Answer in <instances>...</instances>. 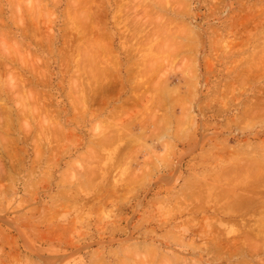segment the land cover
I'll return each mask as SVG.
<instances>
[{
    "label": "rangeland",
    "instance_id": "obj_1",
    "mask_svg": "<svg viewBox=\"0 0 264 264\" xmlns=\"http://www.w3.org/2000/svg\"><path fill=\"white\" fill-rule=\"evenodd\" d=\"M77 1L0 0V127L5 129L2 130V128H0V137L2 136L0 138V264H96L98 260L101 261H99L101 264H120L118 259H121V261L123 260L122 264H147V262L148 264H162V262L163 264H167L168 261V264H238L241 262V260H244L243 262L249 261L250 263L257 264L256 262H258V260L264 258V251H260L258 254L254 255L252 250L245 247L243 244L237 243V241L234 239H226L227 237H232L228 234L226 225H228V228L231 225L235 227V225L238 223L236 220H241L240 217H242V214L245 213L242 212V214H239L238 216V213H241L242 208L240 209L241 211L238 212V208L234 209L236 206L233 208L234 210L230 208V212H228V210H226L228 209L226 205L230 206V203L228 204V202H233V199L236 196L235 193L239 194L240 192H243L242 195L245 196L246 192V198L248 199L245 200L243 196L240 198L247 201V204L252 203L250 202L252 198L254 200L257 198V200H259L260 196H255V192L252 193L249 190V192L252 193L250 194L245 186V189L241 187V185H243L240 181L241 177H235L234 179L239 178L238 183L235 180L236 186H232V184H234V179L230 178L231 176L229 174V176H227V173L223 176L220 175L224 174L220 173V171L230 164V161L233 158L230 156V154L228 156V153L232 152L233 150V152L236 151L237 153L238 149L242 147L243 150L244 146L246 147L248 144V147H246L247 150L252 149L250 153H246L248 156H250L249 154H257L260 151H264V119L262 118L261 120L259 117L260 119L258 118V121L260 122L257 123V116L253 113L256 118L253 119V121L255 120L254 123L252 121L250 124L251 119L249 120L248 118L251 117L250 114L247 119L246 116H243L244 118L241 117V113L243 112L241 111V108L246 106L243 105L244 103L247 104L249 100H253V98L256 99L255 96H260L264 99V72L260 71H264V65H262L264 64V58L262 59L263 61L261 60L262 64L260 62L261 67L259 65L260 58H256L258 66L257 64L255 66L257 67H253V64H245V66L241 65L242 62L247 61L246 57H249L248 55H251L253 52L257 53V51L260 49L258 51L259 56L261 55V50L264 49V0H171L172 2L170 0H156L157 3L154 2L155 0H141V2L138 3L136 0H127L129 1V4L126 3V0ZM146 1L149 5H151L148 6ZM177 1H179L181 5L179 2L177 3ZM82 3L83 5H81ZM118 3L120 6H122L119 8L120 11L116 9L118 8ZM182 4L183 6L187 4V7L185 6L186 8H184ZM145 6H148V9ZM151 6L153 9L151 8L152 10H150V12L152 11L154 14L148 11L150 9L149 7ZM159 7L161 9H159ZM12 8L13 10H11ZM145 9L148 11V13H146ZM240 9H242V11ZM79 10L81 11L79 12L81 17H78ZM182 11L185 12V14L180 13ZM187 11L188 13L186 14ZM82 12L86 16L81 14ZM159 12L160 16L164 14L162 18L157 15ZM189 12H192V14ZM239 13L240 18H242L240 22ZM132 16L137 21V23H135L136 21H134ZM155 17L157 20H159L158 17L161 19L157 21ZM143 18L145 21L141 22L144 20ZM150 18L151 20H149ZM153 18L155 21H152L154 20ZM120 20L125 21L121 22ZM165 20L168 21L165 22ZM179 20L185 24V27L184 25L183 28L181 27L182 25L180 24ZM165 23L168 24V26ZM163 24L165 25L162 26ZM175 25L177 27H175ZM144 26L147 28L145 27L146 29H144ZM155 26H159L157 30ZM140 28H143V32L145 31V33L140 32L142 31ZM186 28L192 29L187 30ZM123 30L125 31L123 32ZM181 31H183L185 34L188 33L187 36H189L191 33H194L190 35L193 36L192 39L190 37L191 41ZM169 33L170 36H168ZM145 34L149 35V37H147ZM150 34H152L151 36L154 37H150ZM179 35H183L185 37ZM129 37H132V40ZM171 37H174L173 40ZM161 38L163 40L167 38L168 41L171 40L172 42L167 41V43L161 41ZM140 39H143V43ZM156 40V43L158 44L155 43ZM122 41H124V44ZM125 41L127 43H125ZM184 41L186 44H189L188 48L193 46V49L185 50L184 48H187V45L184 43ZM92 42L93 45L95 42H97V45L95 44L93 46ZM134 42L136 45H134ZM171 43L174 44L171 45ZM129 44H131V47L133 44L134 49L131 48ZM166 44L167 46L170 45V47L167 48ZM179 44L181 50L178 47ZM190 44L192 45L191 47ZM242 44L244 45L242 46ZM158 45L163 47L161 48ZM255 45L258 47H254ZM173 47L176 49V52ZM129 48L131 49V52ZM143 48L146 51H144ZM164 48H167L166 51ZM238 48L239 50L241 49V51H239ZM252 48H254V50H251ZM108 49L110 52L106 51ZM173 49L174 51H171L172 53L168 52L169 50ZM88 50H90V52ZM134 50L135 52H133ZM136 50L139 52L137 53ZM179 51L182 55L179 53ZM95 53H97L96 56ZM246 53L250 54L247 55ZM99 54L101 56H98ZM112 56L119 63L116 64L117 61H115ZM98 57L99 60H97ZM154 57L157 58L155 59ZM178 58H181L182 60L185 58V64H182V60H178ZM140 59H143L144 61L142 60V62ZM148 59L151 60L146 61L148 62L146 64L145 60ZM187 59H191V62L187 61ZM208 59L209 63L207 62ZM153 60L155 61L153 62ZM178 62L185 66H182ZM187 62H190L189 66L192 64L193 67L187 66ZM248 62L250 63V61ZM144 63L146 64L147 68H151V66L153 68L151 70L150 68L147 70ZM150 63L151 65H148ZM113 64L114 66L111 67ZM234 65L238 66L236 67ZM188 67L189 70L187 69ZM96 68L101 72L102 70H105L104 73L106 76L108 75L107 79L106 77H103V75L99 76L102 80L98 79V73L100 72H97L98 70ZM239 68H243L244 73H242V69L240 70ZM93 69L94 71L95 69L97 71L91 72L90 70L93 71ZM185 69L186 71L188 70L191 72L190 75L185 71ZM230 69H233V71ZM254 69H257L258 72ZM130 70H132V73ZM135 70H137V72ZM138 70H140L139 73ZM183 70L184 72H181ZM192 70L194 71L192 72ZM133 71H135L136 74H133ZM227 71L228 73H226ZM236 71L239 74L236 73ZM246 71L248 73L251 72L249 75L252 76L250 77L248 75L250 77L249 80L245 78L248 77V73ZM261 73L263 74V78L261 77ZM156 74H158V77ZM237 74L239 76H236ZM242 75L245 76L241 77ZM233 76L237 78L234 79ZM258 76L259 78L261 77L260 80ZM239 77L245 78L246 81L242 79L244 82L241 80L240 84L239 79L241 78ZM19 79L21 80L19 81ZM237 79L239 83H236L238 82ZM233 80H235V82ZM139 81L142 83L140 84ZM229 81L231 82L229 83ZM120 82H122L121 85H119ZM136 82L137 84L139 82V84H135ZM89 84L92 85L90 86ZM129 84L132 86L134 84L135 87H138L139 85L140 86L138 89L137 87L134 89L135 87H132L131 85L129 86ZM153 84L156 87V90ZM229 85H231V87ZM161 86L165 87V89ZM158 87L160 90L157 89ZM260 89L263 92L260 91ZM130 90H136L134 92L136 94L138 92L137 95L140 93L142 95H139V98L135 93L130 92ZM173 90H175L174 92L177 93L175 94ZM156 92L159 95L164 94L163 96L161 95L162 99L158 97L159 95L157 96ZM178 92L180 94H183L182 92H184L185 95L183 94L180 96ZM188 92H192V94ZM227 92L229 94H227ZM131 93L135 94L137 99L134 98V100H130V98L133 99L134 97V95ZM178 95L181 97L184 103L186 102V97H188V101L186 102L187 106H180L181 104L179 105L175 102L176 99H180ZM169 97L170 99H168ZM138 98L140 100H138ZM153 98L155 100H153ZM159 99L162 101L160 100V102ZM131 102H134V104H131ZM146 102L149 106L150 104L155 106H151V109H149V106L146 105ZM162 102L163 105L161 104ZM37 105L39 106L37 107ZM169 105H171V107H169ZM141 107L142 109L144 108V110H142ZM147 107L149 111L144 112L146 110L145 108ZM178 107L184 109V114L186 109L188 114L186 118H184V115H181L183 114L182 110L180 108L178 109ZM123 108L125 110H123ZM164 109L166 112L163 111ZM170 109H172V112H170ZM152 112L153 114L155 112L153 116ZM115 113L119 116H115ZM136 113L137 115L135 117ZM144 114H146V117H139ZM159 114H163V118H167L168 115L170 116L171 122H168L170 121L169 119H167V122L168 124H171H166L168 127H171L170 129H174L175 127L178 128V125L181 124L179 126L180 131L182 132L185 128L186 130L184 131H187L189 128V131H187L188 133L183 131V134H181L179 131L180 137L183 138H180L177 135L174 138L173 133L177 131V128H175V131L173 129L170 131L171 133L164 130V135L161 134L163 127L160 125H163L162 122H166L164 121L166 118L163 119ZM180 116H182V118H184L186 121L183 120L182 123H180L182 120H180ZM263 116L264 115L262 114V117ZM126 118L128 119L126 120ZM178 118L179 121L177 120ZM239 118L243 123L239 122ZM241 118L243 120L246 119L249 123L246 121L245 124V120L243 121ZM40 119L42 120L41 122ZM118 119H121V121ZM133 119L135 121H132ZM136 119L139 122L141 120L144 121H141L140 125ZM160 120L162 121L161 124ZM176 120L180 124L178 122L177 124ZM193 120L194 122H192ZM49 121L50 124H48ZM112 121V125L114 127H111L112 125L109 124ZM125 121L127 123H125ZM130 121H132L133 124L127 128L126 125L131 124ZM143 122L144 124L146 122V124L144 125ZM10 123L11 125H9ZM43 123L46 125H43ZM104 123H107L108 126H111L107 127L104 125ZM52 124H55L54 126L56 128ZM57 124L59 128L57 127ZM182 124H184L183 130H181V127L183 126ZM241 124L244 125L242 126ZM103 125L105 128L107 127V130L103 127ZM115 126L117 127L115 128ZM119 126L121 130L118 129ZM121 127L124 129V131H122ZM144 127H146V129ZM191 127L194 128L192 129ZM103 128L104 133H107L109 130L108 128H110L111 131L109 130L108 132H111L112 136L109 137L111 134L106 135L101 133L103 132ZM151 128L153 132L150 131ZM60 129H62L63 132H61ZM113 129L118 130L113 132ZM51 130H54V132ZM156 130H159V132L157 133ZM117 132L121 134L118 135ZM150 132L155 133L154 135H151L152 133ZM165 132L167 133V136ZM148 133H150V135ZM54 134H56L57 138L54 137ZM159 134H161L160 136L163 137L162 141L165 139L166 141L162 143L161 139H158L161 142L156 140L157 138H160ZM144 135L146 138H144ZM130 136L132 138H129ZM9 138L12 139V141ZM93 138L100 139L102 142L106 141L107 143L105 142L104 144L106 145H104L99 140L101 144L99 143L98 146L96 145L98 140L96 143V140ZM114 139H116L115 143ZM187 139L189 141H187ZM167 140L171 141L172 143L169 141L167 142ZM136 141H139V145ZM131 142H133L134 145H127V143ZM140 142H142L141 145ZM164 143L167 146H165ZM225 145L229 146L226 147ZM251 145L254 148H251ZM249 147L251 149H249ZM90 148L93 149V153ZM94 149H96L98 152H95L96 150ZM100 149L101 151H99ZM36 150L40 151H38L39 154ZM98 154L102 155V157L104 156L103 160H101V157L98 156ZM233 154L235 155V153ZM89 155H92L95 160H92V158L90 159ZM113 155L115 157H113ZM128 155L131 156V158L127 157ZM236 155L238 156V154ZM85 156L86 158H84ZM161 157H163V160ZM151 158L152 161L154 160L155 162H152L150 160ZM86 159L89 160L86 161ZM99 159L101 161H99ZM167 161L170 163L168 162V164ZM116 163H118V165ZM196 163H198V166ZM205 163L206 165H204ZM112 164H114L117 169H114V165ZM126 164L128 166H125ZM154 164L158 168H155ZM105 167L108 168L106 169ZM129 167L131 170H129ZM28 168H30V170H28ZM86 168L89 171H87ZM91 169H94L96 172H93ZM108 169L110 170L109 172ZM119 169L120 171H118ZM33 170H35V172ZM123 170L125 172L127 171L128 173H124ZM87 172L88 174H86ZM93 173L95 176H93ZM99 173L101 174L99 175ZM144 174L147 176L149 174V176L147 177ZM125 175L128 178H125ZM137 175L144 178L138 177ZM130 176H132V178L134 176V178L132 179ZM225 176H227L228 179ZM193 177H196V180H199L200 178V183L198 181L195 183L196 180L193 181ZM218 177L221 179L223 178V180H220ZM232 177H234V175H232ZM63 178L67 182H62L64 180ZM129 178L130 180H134V182L130 181ZM127 179L129 180L128 183ZM231 179H233V182ZM185 180L188 181L186 182ZM189 180L190 183H188ZM224 180L227 181V184L226 181L221 182ZM228 180L231 182L230 184L233 187H231L233 191L238 190L236 187L243 188L242 190L245 191L233 192L231 189L229 190L228 188L230 186L228 185ZM241 180L244 181L243 179ZM122 181L127 184L124 185ZM239 181L240 185H238ZM205 182L207 184L204 185ZM262 182L263 179L261 180V185H264V182L263 184ZM198 185H200V188L202 186V188L200 189L197 187ZM195 188H198L200 191ZM63 189L68 191H64ZM192 190H197L199 193L195 191L193 192L196 194L191 193ZM228 190L229 193L227 192ZM259 191L260 192L258 194H264L261 192L263 190ZM201 196L203 198L205 196V199H203ZM206 196H210L211 199L209 197L207 198ZM238 196H241V193L236 197ZM230 197L233 199L231 198L232 200H229ZM237 199H239V197L235 200L238 201V203L241 202ZM189 201L191 203H189ZM243 201L241 203H243L245 207L246 204ZM232 202L231 204H234ZM178 203H180V205ZM235 210L236 212H233ZM204 215L205 217L203 218ZM243 216L245 220L251 216H256V218H258V214H253L247 217L245 213ZM244 218L242 217V221L245 222V220H243ZM252 219L250 220V218H248L249 221L247 220L246 222L251 221V224ZM256 220H254V222ZM136 224L139 226H136ZM210 224H214L213 226L216 225V227H212ZM238 224L236 227H239ZM210 226L216 235H214L215 233L212 231V229H210ZM112 228L114 230H112ZM224 230L225 232H223ZM212 232L214 233L213 237L211 234ZM160 233L163 234V236ZM166 233L169 236H167ZM261 237L260 240L264 241L261 239ZM211 238H213V240ZM218 239L221 241L222 239L226 240L225 243L224 241L221 243V241ZM240 241V243H243L242 239H240ZM183 243H186L187 246ZM235 243L240 245L238 249L233 247L232 244H234L235 247L238 246ZM143 245L145 247H143ZM230 245H232L233 249ZM241 245L243 246L241 247ZM193 246H195V249H191ZM228 246L230 248H228ZM226 248H228V250ZM153 249L154 251H152ZM143 250L145 251L143 252ZM230 251L233 254H231V257L228 255L231 253ZM236 251L238 253H233ZM131 252L132 255L134 254L133 256L130 254ZM246 253L251 255L249 256ZM127 254H130L132 257L130 258L127 256ZM144 254L147 256L145 259H143L145 257ZM161 254L162 256H159ZM134 256L135 258H133ZM139 256L140 258L142 257V260L139 259ZM158 257L160 258V261H158ZM148 258L149 260L152 259V261H149ZM143 260L145 263H139V261Z\"/></svg>",
    "mask_w": 264,
    "mask_h": 264
},
{
    "label": "bare ground",
    "instance_id": "obj_2",
    "mask_svg": "<svg viewBox=\"0 0 264 264\" xmlns=\"http://www.w3.org/2000/svg\"><path fill=\"white\" fill-rule=\"evenodd\" d=\"M74 1H77V0H74ZM81 1H82V0H81ZM134 1H135V0H134ZM134 1H133V2H134ZM149 1H150V0H149ZM153 1H154V0H153ZM158 1H159V0H158ZM163 1H164V0H163ZM167 1H168V0H167ZM170 1H171V0H170ZM170 1H169V4H170ZM179 1H181V0H179ZM179 1H177V3H178ZM235 1H236V0H235ZM239 1H240V0H239ZM77 2H78V1H77ZM84 2H85V1H84ZM128 2H129V1L126 0V3H127V4H129ZM131 2H132V1H131ZM131 2H130V3H131ZM136 2H137V3H138V2H141V0H140V1H137V0H136ZM136 2H135V3H136ZM142 2H143V1H142ZM154 2L157 3L156 0H155ZM154 2H153V4H154ZM171 2H172V1H171ZM119 3H120V2H119ZM119 3H118V8H116L117 10H119V8L122 7V6L119 5ZM143 3H144V2H143ZM146 3H147V1H146ZM179 3H180V2H179ZM215 3H216V2H215ZM139 4H141V3H139ZM147 4H148V3H147ZM187 4H188V3H187ZM187 4H185L184 6H183V4H182V6H183L184 8H186V7H187V6H186ZM81 5H83V3H82ZM81 5H80V6H81ZM143 5H145V4H143ZM150 5H151V4H150ZM150 5L148 4V6H150ZM160 5H161V4H160ZM176 5H178V4H176ZM176 5H175V7H176ZM180 5H181V3H180ZM84 6H85V5H84ZM148 6H145V7L147 8ZM156 6H157V5H156ZM168 6H169V5H168ZM185 6H186V7H185ZM87 7H88V6H87ZM215 7H216V6H215ZM0 8H1V7H0ZM136 8H137V7H136ZM142 8H143V6H142ZM149 8H150V9H149L148 11L150 12V10H152L153 8H152V6L149 7ZM151 8H152V9H151ZM157 8H158V7H157ZM176 8H177V7H176ZM184 8H183V9H184ZM143 9H144V8H143ZM147 9H148V8H147ZM159 9H161V8L159 7ZM162 9H163V8H162ZM212 9H213V8H212ZM212 9H211V10H212ZM242 9H243V8H242ZM242 9H240V10L242 11ZM11 10H13V8H12ZM76 10H77V9H76ZM1 11H2V10H1ZM82 11H83V10H82ZM119 11H120V10H119ZM145 11H146V9H145ZM148 11H146V13H148ZM156 11H157V10H156ZM79 12H81V11H80V10L78 11V17H79V16L81 17V15H79ZM84 12H85V11H84ZM117 12H118V11H117ZM143 12H144V10H143ZM157 12H158V11H157ZM161 12H162V11H161ZM170 12H171V11H170ZM172 12H173V11H172ZM0 13H1V12H0ZM76 13H77V11H76ZM137 13H138V12H137ZM150 13L154 14L152 11H151ZM155 13H156V12H155ZM180 13H184V14H185V12H183V11L180 12ZM187 13H188V11L186 12V14H187ZM189 13L192 14V12H189ZM81 14H83V12H82ZM133 14H134V13H133ZM141 14H142V13H141ZM191 14H190V15H191ZM209 14H210V13H209ZM241 14H243V13H241ZM75 15H77V14H75ZM83 15H84V14H83ZM122 15H123V13H122ZM122 15H120V16H122ZM128 15H129V14H128ZM148 15H149V14H148ZM150 15H151V14H150ZM155 15H156V14H155ZM157 15L160 16V12H159V14H157ZM163 15H164V14H162V16H163ZM211 15H212V14H211ZM258 15H259V14H258ZM258 15H257V16H258ZM84 16H86V15H84ZM133 16H134V15H133ZM133 16H132V17H133ZM162 16H160V17L162 18ZM237 16H238V15H237ZM260 16H261V15H260ZM78 17H77V18H78ZM113 17H114V16H113ZM132 17H131V18H132ZM134 17H135V16H134ZM134 17H133V19H134ZM138 17H139V15H138ZM170 17H171V16H170ZM232 17H233V16H232ZM242 17H243V15H242ZM251 17H253V16H251ZM258 17H259V16H258ZM258 17H257V18H258ZM151 18H152V17H151ZM151 18H150L149 20H151ZM155 18H156V17H155ZM161 18L158 17L159 20H160ZM239 18H240V13H239ZM82 19H84V18H82ZM133 19H132V21H133ZM143 19H144V18H143ZM153 19H154V18H153ZM167 19H168V18H167ZM169 19H170V18H169ZM174 19H175V18H174ZM174 19H172V20L175 21ZM241 19H242V18L239 19V22H240ZM243 19H244V18H243ZM252 19H253V18H252ZM89 20H90V18H89ZM125 20H126V19H125ZM125 20H123V21H125ZM141 20H142V19H141ZM141 20H140V21H141ZM146 20H147V19H146ZM156 20H157V18H156ZM159 20H157V21H159ZM177 20H178V18H177ZM79 21H80V20H79ZM90 21H91V20H90ZM120 21H121V20H120ZM123 21H121V22H123ZM134 21H136V20L134 19ZM144 21H145V19L142 20L141 22H144ZM152 21H155V19L152 20ZM157 21H156V25H157ZM167 21H168V20H165V22H167ZM169 21H170V20H169ZM233 21H234V20H233ZM235 21H236V20H235ZM244 21H245V20H244ZM246 21H247V19H246ZM250 21H251V19H250ZM105 22H106V21H105ZM147 22H148V20H147ZM177 22H178V21H177ZM179 22H180V20H179ZM252 22H254V21H252ZM135 23H137V21H136ZM138 23H139V22H138ZM153 23H154V22H153ZM161 23H162V22H161ZM161 23H160V24H161ZM163 23H164V22H163ZM174 23H175V22H174ZM190 23H191V22H190ZM236 23H237V22H236ZM247 23H249V22H247ZM149 24H150V23H149ZM149 24H148V25H149ZM165 24H166V23H165ZM165 24H163L162 26H164ZM172 24H173V23H172ZM180 24L182 25V26H181L182 28H183V25H184V27H185V24H183V22H180ZM138 25H139V24H138ZM143 25H144V24H143ZM150 25H151V24H150ZM154 25H155V23H154ZM166 25L168 26V24H166ZM173 25H174V24H173ZM245 25H246V24H245ZM261 25H262V24H261ZM101 26H102V25H101ZM139 26H140V25H139ZM159 26H160V25H159ZM159 26H157V27L155 26L156 30L158 29ZM188 26H189V25H188ZM246 26H247V25H246ZM145 27H146V26H144V29L147 28V27H146V28H145ZM149 27H150V26H149ZM153 27H154V26H153ZM175 27H177V26L175 25ZM259 27H260V26H259ZM98 28H99V27H98ZM124 28H125V27H124ZM127 28H128V27H127ZM127 28H126V29H127ZM134 28H135V27H134ZM134 28H133V29H134ZM150 28H151V27H150ZM160 28H161V27H160ZM160 28H159V29H160ZM172 28H173V27H172ZM198 28H199V27H198ZM245 28H246V27H245ZM247 28H248V27H247ZM87 29H88V28H87ZM140 29H141V28H140ZM164 29H165V28H164ZM186 29L188 30V29H190V28H186ZM191 29H192V28H191ZM191 29H190V30H191ZM213 29H214V28H213ZM213 29H212V30H213ZM98 30H99V29H98ZM130 30H132V29H130ZM137 30H138V29H137ZM141 30H142V31H140V30H139V31L142 32V33H145V31L143 32V28H142ZM124 31H125V30H123V32H124ZM126 31H127V30H126ZM139 31H138V32H139ZM173 31H174V30H173ZM195 31H198V30H195ZM237 31H238V30H237ZM244 31H245V30H244ZM244 31H243V32H244ZM128 32H129V30H128ZM176 32H178V31H176ZM181 32H183V31H181ZM216 32H217V30H216ZM146 33H147V32H146ZM170 33H171V32H170ZM170 33H169L168 36H170ZM183 33H184V32H183ZM183 33H182V34H183ZM208 33H209V32H208ZM212 33H213V32H212ZM235 33H236V32H235ZM259 33H260V32H259ZM147 34H148V33H147ZM147 34H145V35H146L147 37H149V35H147ZM160 34H161V33H160ZM173 34H174V33H173ZM178 34H179V33H178ZM184 34H185V33H184ZM187 34H188V33H187ZM187 34H185V36H186L187 38H189V39H190V37H191V39H192L193 36H190V35H191V34H194V33H191L189 36H187ZM87 35H88V34H87ZM151 35H152V34H150V37H154V36H151ZM220 35H221V34H220ZM236 35H237V34H236ZM179 36H183V35H179ZM185 36H183V37H185ZM234 36H235V35H234ZM237 36H239V35H237ZM240 36H241V35H240ZM159 37H161V36H159ZM166 37H167V36H166ZM194 37H196V36H194ZM216 37H217V36H216ZM254 37H255V36H254ZM260 37H262V36H260ZM100 38H101V37H100ZM129 38H130V37H129ZM131 38H132V37H131ZM131 38H130V39H131ZM169 38H170V37H169ZM171 38H172V40H173L174 37H171ZM235 38H236V37H235ZM248 38H249V37H248ZM255 38H256V37H255ZM134 39H136V38H134ZM150 39H151V38H150ZM161 39H162V38H161ZM177 39H178V38H177ZM184 39H185V38H184ZM189 39H188V40H189ZM191 39H190V41H191ZM199 39H200V37H199ZM243 39H244V38H243ZM95 40H96V39H95ZM98 40H99V39H98ZM131 40H132V39H131ZM140 40H141V39H140ZM142 40H143V39H142ZM142 40H141V41H142ZM165 40H166V41H165ZM165 40L162 39L161 41H164V42H167V41H168L167 38H166ZM174 40H176V39H174ZM178 40H179V39H178ZM196 40H197V38H196ZM235 40H236V39H235ZM235 40H234V41H235ZM248 40H249V39H248ZM257 40H258V39H257ZM126 41H127V40H126ZM126 41H125V43H127ZM135 41H136V40H135ZM141 41H138V42H141ZM159 41H160V40H159ZM161 41H160V42H161ZM169 41L172 42L171 40H169ZM169 41H168V42H169ZM251 41H252V40H251ZM122 42H123V44H124V41H122ZM144 42H145V40H144ZM156 42H157V40L155 41V43H156ZM160 42H159V43H160ZM168 42H167V43H168ZM201 42H202V39H201ZM208 42H209V40H208ZM226 42H227V41H226ZM245 42H247V41H245ZM129 43H130V40H129ZM142 43H143V41H142ZM176 43H177V42H176ZM184 43H185V41H184ZM232 43H233V42H232ZM88 44H89V43H88ZM88 44H87V45H88ZM95 44L97 45V42H95L94 45H95ZM137 44H138V43H137ZM144 44H146V43H144ZM156 44H158V43H156ZM156 44H155V45H156ZM164 44H165V43H164ZM173 44H174V43H173ZM173 44L171 43V45H173ZM185 44H186V43H185ZM191 44H193V43H191ZM191 44H190V47L192 46ZM194 44H195V43H194ZM214 44H216V43H214ZM218 44H219V43H218ZM227 44H228V43H227ZM233 44H234V43H233ZM255 44H256V43H255ZM258 44H259V43H258ZM92 45H93V42H92ZM94 45H93V46H94ZM102 45H103V44H102ZM105 45H106V43H105ZM129 45H130V47H131V44H129ZM134 45H136L135 42H134ZM140 45H142V44H140ZM162 45H163V43H162ZM186 45H187V48H184L185 50H186V49H190V50L193 49V48H192L193 46H192L191 48H188V45H189V44H186ZM223 45H224V44H223ZM243 45H244V44H242V46H243ZM89 46H90V45H89ZM89 46H88V47H89ZM107 46H108V45H107ZM153 46H154V45H153ZM156 46H157V45H156ZM158 46L161 47V45H158ZM166 46H167V44H166ZM181 46H182V45H181ZM183 46H185V45H183ZM229 46H230V45H229ZM162 47H163V46H162ZM162 47H161V48H162ZM164 47H165V46H164ZM169 47H170V45L167 46V48H169ZM175 47H176V46H175ZM178 47H179V49L181 48V47H180V44L178 45ZM194 47H195V45H194ZM254 47L257 48L258 46L255 45ZM263 47H264V46H263ZM131 48H133V44H132V47H131ZM145 48H146V47H145ZM153 48H154V47H153ZM167 48H164L165 51H166ZM173 48H174V47H173ZM129 49H130V48H129ZM133 49H134V48H133ZM137 49H138V48H137ZM146 49H147V48H146ZM151 49H152V47H151ZM174 49H175V48H174ZM174 49H173V50H169L168 52H169V53H170L171 51L173 52ZM223 49H224V48H223ZM261 49H263V48H261ZM138 50H140V49H138ZM143 50H144V48H143ZM180 50H181V49H180ZM185 50H183V51H185ZM228 50H229V49H228ZM228 50H227V51H228ZM238 50H239V48H238ZM251 50H254V48H252ZM259 50H260V49H259ZM259 50H258V51H259ZM263 50H264V49H263ZM263 50H261V55H259V56H258V54H259L258 51H257V53H255V52L251 53V55H248V54H250V53H246V54L249 56V57H246V58H247V59H246L247 61L242 62V64H241V62H240V64H241V65H244V66H245V64H248V65H249V64H253V67H254V66L257 64V62H256V61H257L256 58H258V59L260 58V61H259V60H258V61H259V65H260V67H261V64H262V61H263L262 59L264 58V51H263ZM88 51L90 52V50H88ZM92 51H93V50H92ZM106 51H109V49L106 50ZM141 51H142V50H141ZM144 51H146V50H144ZM162 51H163V50H162ZM188 51H189V50H188ZM224 51H225V50H224ZM239 51H241V49H240ZM262 51H263V52H262ZM99 52H100V51H99ZM109 52H110V51H109ZM109 52H108V54L110 55ZM127 52H128V51H127ZM130 52H131V49H130ZM133 52H135V50H134ZM136 52H137V50H136ZM138 52H139V51H138ZM138 52H137V53H138ZM155 52H156V51H155ZM168 52H167V54H168ZM172 52H171V53H172ZM175 52H176V49H175ZM232 52H233V51H232ZM247 52H248V51H247ZM93 53H94V52H93ZM100 53H101V52H100ZM104 53H105V52H104ZM106 53H107V52H106ZM128 53H129V52H128ZM137 53H136V54H137ZM141 53H142V52H141ZM179 53H180V51H179ZM184 53H185V52H184ZM184 53H183V54H184ZM195 53H196V52H195ZM224 53H225V52H224ZM153 54H154V53H153ZM180 54H181V53H180ZM244 54H245V53H244ZM96 55H97V53H95V56H96ZM111 55H112V54H111ZM154 55H155V54H154ZM164 55H165V54H164ZM172 55H173V54H172ZM181 55H182V54H181ZM98 56H101V55L99 54ZM128 56H129V55H128ZM132 56H136V55H132ZM155 56H156V55H155ZM174 56H175V54H174ZM174 56H172V57H174ZM178 56H179V55H178ZM183 56H184V55H183ZM190 56H191V55H190ZM102 57H103V56H102ZM107 57H108V56H107ZM112 57H113V56H112ZM158 57H159V56H158ZM160 57H161V56H160ZM162 57H163V56H162ZM164 57H165V56H164ZM181 57H182V56H181ZM207 57H208V56H207ZM91 58H92V57H91ZM91 58H90V59H91ZM154 58L156 59L157 57H154ZM165 58H166V57H165ZM190 58H191V57H190ZM193 58H194V57H193ZM111 59H112V58H111ZM113 59H114V57H113ZM143 59H144V58H143ZM143 59H142V60H143ZM158 59H159V58H158ZM179 59H181V58H178V60H179ZM191 59H192V58H191ZM191 59H190V60L187 59V61H190V62H191ZM224 59H225V58H224ZM97 60H99V57L97 58ZM100 60H101V59H100ZM104 60H105V58H104ZM114 60L117 61L116 59H114ZM114 60H112V61H114ZM131 60H132V59H131ZM140 60H141V59H140ZM140 60H139V61H140ZM142 60H141V61H142ZM149 60H151V59L145 60V63L147 64L148 62H146V61H149ZM159 60H160V59H159ZM162 60H164V59H162ZM178 60H177V61H178ZM181 60H182V59H181ZM183 60H184V61H183ZM183 60H182V64H183V63L185 64V62H186L185 58H184ZM194 60H195V59H194ZM194 60H193V61H194ZM205 60H206V59H205ZM212 60H214V59H212ZM261 60H262V61H261ZM105 61H106V60H105ZM107 61H108V60H107ZM115 61H114V62H115ZM127 61H128V60H127ZM132 61H133V60H132ZM139 61H138V63H139ZM141 61H140V62H141ZM143 61H144V60H143ZM143 61H142V62H143ZM154 61H155V60H153V62H154ZM177 61H175V62H177ZM248 61H250V63H249ZM88 62H89V61H88ZM93 62H94V57H93ZM93 62H92V64H93ZM102 62H103V61H102ZM162 62H163V61H162ZM167 62H168V61H167ZM190 62H189V63H190ZM207 62L209 63V59H208ZM260 62H261V64H260ZM263 62H264V61H263ZM99 63H100V61H99ZM117 63H119V62L117 61L116 64H117ZM145 63H144V64H145ZM151 63H152V62H151ZM151 63L148 64V65H151ZM157 63H158V61H157ZM165 63H166V62H165ZM178 63H180V62H178ZM187 63H188V62H187ZM189 63L186 64V65L189 66ZM192 63H193V62H192ZM212 63H213V62H212ZM212 63H211V64H212ZM89 64H90V63H89ZM96 64H97V63H96ZM109 64H110V61H109ZM114 64H115V63H114ZM114 64L111 65V67H113ZM146 64H145V67L147 68ZM167 64H168V63H167ZM180 64H181V63H180ZM180 64H179V65H180ZM182 64H181V65H182ZM204 64H205V63H204ZM99 65H100V64H99ZM104 65H105V64H104ZM119 65H120V64H119ZM139 65H140V64H139ZM152 65H153V64H152ZM169 65H170V63H169ZM262 65H264V64H262ZM115 66H117V65H115ZM141 66H142V63H141ZM154 66H155V65H154ZM182 66H185V65H182ZM190 66H192V64H191ZM190 66H189V67H190ZM234 66L237 67L238 65H234ZM257 66H258V64H257ZM257 66H255V67H257ZM98 67H99V66H98ZM129 67H130V66H129ZM131 67H132V66H131ZM138 67H139V66H138ZM148 67H149V66H148ZM164 67H165V66H164ZM170 67H171V66H170ZM189 67L187 68L188 70H189ZM192 67H193V66H192ZM249 67H250V66H249ZM263 67H264V66H263ZM263 67H262V68H263ZM103 68H104V67H103ZM133 68H134V67H133ZM139 68H141V67H139ZM143 68H144V66H143ZM149 68H150V67H149ZM149 68H147V70H149ZM152 68H153V67L151 66L150 70H151ZM184 68H186V67H184ZM234 68H235V67H234ZM96 69H97V68H96ZM96 69H95V71H94V69H93V71H92V70H90V71H91V72H96V71L98 70V69H97V70H96ZM106 69H107V68H106ZM110 69H111V68H110ZM118 69H119V68H118ZM131 69H132V68H131ZM161 69H162V68H161ZM239 69H240V68H239ZM241 69H242V71H243V68H241ZM241 69H240V70H241ZM260 69H261V68H260ZM112 70H113V69H112ZM116 70H117V69H116ZM145 70H146V69H145ZM188 70L186 71V69H185V71L188 72L189 75H190L191 72H189ZM227 70H228V69H227ZM230 70L233 71V69H230ZM230 70H229V71H230ZM250 70H252V69H250ZM254 70L257 71V69H254ZM263 70H264V69H263ZM104 71H105V70H104ZM104 71H103V70H102V72L99 71V70L97 71V72H100V73H101V74L98 73V74H99V75H98V79L102 80V79L99 77L100 75H103V77H106V79H107V76H108V75L106 76V74L104 73ZM109 71H110V70H109ZM135 71L137 72V70H135ZM135 71H133V74H136ZM139 71H140V70H138V73H139ZM158 71H159V69H158ZM162 71H163V70H162ZM193 71H194V70H192V72H193ZM207 71H208V70H207ZM255 71H254V72H255ZM260 71H261V72H264V71H262V70H260ZM87 72H88V71H87ZM91 72H90V73H91ZM113 72H114V71H113ZM113 72H112V73H113ZM115 72H116V71H115ZM117 72H118V71H117ZM130 72L132 73V70H130ZM164 72H165V71H164ZM181 72H184V70L181 71ZM196 72H197V71H196ZM246 72H247V71H246ZM257 72H258V71H257ZM108 73H110V72H108ZM128 73H129V71H128ZM226 73H228V71H227ZM236 73H238V72L236 71ZM242 73H244V71H243ZM247 73H248V72H247ZM247 73H246V74H247ZM255 73H256V72H255ZM255 73H252V74H255ZM95 74H97V73H95ZM95 74H94V75H95ZM154 74H155V73H154ZM238 74H239V73H238ZM238 74H237L236 76H239ZM249 74H251V72L248 73L247 76H248ZM257 74H258V73H257ZM263 74H264V73H263ZM263 74L261 73V77L263 76ZM104 75H105V76H104ZM120 75H121V74H120ZM140 75H141V74H140ZM152 75H153V74H152ZM186 75H187V74H186ZM225 75H228V74H225ZM240 75H241V74H240ZM259 75H260V73H259ZM95 76H96V75H95ZM136 76H137V75H136ZM136 76H135V77H136ZM141 76H142V75H141ZM156 76L158 77V74H156ZM191 76H192V75H191ZM197 76H198V75H197ZM205 76H207V75H205ZM243 76H245V75H242L241 77H243ZM249 76L251 77L252 75H249ZM249 76H248V77H245V78H246L247 80H249V78H250ZM93 77H94V76H93ZM96 77H97V76H96ZM137 77H138V76H137ZM137 77H136V78H137ZM139 77H140V76H139ZM143 77H144V76H143ZM146 77H147V75H146ZM146 77H145V78H146ZM160 77H161V76H160ZM186 77H188V76H186ZM189 77H190V76H189ZM193 77H194V76H193ZM225 77H226V76H225ZM233 77H234V76H233ZM233 77H232V78H233ZM241 77H239V78H241ZM254 77H255V76H254ZM261 77H260V78H261ZM108 78H109V77H108ZM140 78H141V77H140ZM140 78H138V79H140ZM236 78H237V77H234V79H236ZM245 78H241V79H239V80H240V84H241V80H242V79L246 81ZM258 78H259V76H258ZM260 78H259V80H260ZM262 78H263V77H262ZM26 79H27V78H26ZM95 79H96V78H95ZM130 79H131V78H130ZM20 80H21V79H19V81H20ZM100 80H99V81H100ZM144 80H145V79H144ZM157 80H159V79H157ZM190 80H191V79H190ZM218 80H219V79H218ZM243 80H242V81H243ZM233 81L235 82V80H233ZM237 81H238V79H237ZM251 81H252V80H251ZM251 81H250V82H251ZM254 81H255V80H254ZM96 82H97V81H96ZM132 82H133V81H132ZM139 82H140V81H139ZM139 82H138V84H139ZM160 82H161V81H160ZM187 82H188V81H187ZM230 82H231V81H229V83H230ZM234 82H233V84H234ZM243 82H244V81H243ZM243 82H242V84H243ZM23 83H24V81H23ZM91 83H92V81H91ZM121 83H122V82H120L119 85H121ZM129 83H130V82H129ZM133 83H134V82H133ZM141 83H142V82H140V84H141ZM190 83H191V82H190ZM217 83H218V82H217ZM236 83H239V81L236 82ZM135 84H137V82H136ZM138 84H137V85H138ZM159 84H160V83H159ZM161 84H162V82H161ZM163 84L165 85L164 82H163ZM223 84H224V83H223ZM89 85H90V84H89ZM91 85H92V84H91ZM91 85H90V86H91ZM130 85H131V84H129V86H130ZM142 85H143V84H142ZM188 85H189V84H188ZM226 85H227V84H226ZM131 86H132V85H131ZM133 86L135 87L134 84H133ZM133 86H132V87H133ZM139 86H140V85H139ZM139 86H138V87H139ZM153 86H154V84H153ZM153 86H152V88H153ZM156 86H157V85H156ZM175 86H177V85H175ZM229 86L231 87V85H229ZM229 86H228V87H229ZM238 86H240V85H238ZM120 87H121V86H120ZM132 87H131V88H132ZM136 87H137V86H136ZM136 87H135L134 89H136ZM138 87H137V89H138ZM147 87H148V85H147ZM161 87H163V86H161ZM161 87H160V88H161ZM199 87H200V86H199ZM199 87H198V88H199ZM241 87H242V86H241ZM241 87H240V88H241ZM257 87H258V86H257ZM83 88H84V87H83ZM85 88H86V87H85ZM148 88H149V87H148ZM152 88H151V89H152ZM154 88H155V90H156V87H155V86H154ZM163 88L165 89V87H163ZM166 88H168V87H166ZM175 88H176V87H175ZM175 88H174V89H175ZM186 88H188V87H186ZM21 89H22V88H21ZM157 89H159V87H158ZM161 89H162V88H161ZM177 89H178V88H177ZM222 89H223V88H222ZM261 89H262V88H261ZM261 89H260V91H262ZM121 90L123 91L122 88H121ZM121 90H120V91H121ZM149 90H150V89H149ZM159 90H160V89H159ZM175 90H176V89H175ZM175 90H173V92H174ZM187 90H188V89H187ZM195 90H196V89H195ZM240 90H241V89H240ZM243 90H244V89H243ZM246 90H247V89H246ZM263 90H264V87H263ZM118 91H119V89H118ZM134 91H136V90H134ZM134 91L130 90V92H132V93H135ZM152 91H154V90H152ZM157 91H158V90H157ZM166 91H167V90H166ZM176 91H177V90H176ZM257 91H258V88H257ZM100 92H101V91H100ZM139 92H140V91H139ZM168 92H169V91H168ZM262 92H263V91H262ZM97 93H98V92H97ZM118 93H119V92H118ZM132 93H131V94H132ZM147 93H148V92H147ZM149 93H150V92H149ZM154 93H155V92H154ZM174 93H175V92H174ZM176 93H177V92H176ZM176 93H175V94H176ZM178 93H179V92H178ZM182 93L185 95L184 92H182ZM186 93H187V91H186ZM188 93L192 94V92H188ZM193 93H194V92H193ZM216 93H217V91H216ZM257 93H258V92H257ZM135 94H136V93H135ZM135 94H132V95H134V97H133V99L130 98V100H134V98H136V95L138 94V92H137L136 95H135ZM143 94H144V93H143ZM156 94H157V96L159 95L157 92H156ZM165 94H166V93H165ZM168 94H169V93H168ZM179 94H180V93H179ZM183 94H180V96L183 95ZM227 94H229V93L227 92ZM118 95H119V94H118ZM132 95H131V96H132ZM139 95L141 96L142 94L140 93ZM139 95H137V97L140 98ZM144 95H145V94H144ZM149 95H150V94H149ZM161 95L163 96L164 94H161ZM161 95H159L158 97L161 98ZM193 95H194V94H193ZM195 95H196V94H195ZM95 96H96V95H95ZM126 96H127V95H126ZM153 96H154V95H153ZM174 96H175V95H174ZM178 96H179V95H178ZM178 96H177V97H178ZM180 96H179V97H180ZM186 96H188V95H186ZM89 97H90V96H89ZM150 97H151V95H150ZM167 97H168V96H167ZM190 97H191V96H190ZM255 97H256V99L252 97L253 100H249V102H248L247 104L244 103L243 105H246V106H245L244 108H241V111H243V112L241 113V114H242L241 117H243V116L245 117V116H246V119H247V117L249 116V114H250V116L252 117V118H251V117H248L249 120L251 119L250 124H251V122L253 121V119L256 118V116H257V119H256L257 123L260 122V121H258V118H259V117L261 118V120H262V118L264 119V116L262 117V114L264 115V99H263L262 97H260V96H258L259 99H258L257 96H255ZM91 98H92V97H91ZM116 98H117V97H116ZM139 98H138V100H140ZM141 98H142V97H141ZM144 98H145V97H144ZM154 98H155V96H154ZM154 98H153V100H155ZM0 99H1V98H0ZM6 99H7V98H6ZM108 99H109V98H108ZM124 99H125V98H124ZM136 99H137V98H136ZM161 99H162V98H161ZM161 99H159V101H160ZM166 99H167V98H166ZM168 99H170V97H169ZM175 99H176V98H175ZM189 99H190V98H189ZM109 100H110V99H109ZM109 100H108V101H109ZM130 100H129V101H130ZM138 100H137V101H138ZM141 100H142V99H141ZM171 100H172V99H171ZM179 100H180V101H179ZM190 100H191V99H190ZM126 101H127V99H126ZM145 101H146V100H145ZM147 101H148V100H147ZM156 101H157V100H156ZM161 101H162V100H161ZM161 101H160V102H161ZM178 101H179V102H178ZM187 101H188V97H186V102H187ZM3 102H4V101H3ZM140 102H142V101H140ZM153 102H154V101H153ZM160 102H159V103H160ZM167 102H168V100H167ZM171 102H172V101H171ZM175 102L178 103L179 105L181 104L180 106H187L186 102L184 103L183 100L181 99V97H180V99H179V98L176 99ZM224 102H225V101H224ZM28 103H29V102H28ZM125 103H126V102H125ZM138 103H139V102H138ZM151 103H152V100H151ZM157 103H158V101H157ZM157 103H156V104H157ZM173 103H174V102H173ZM182 103H184V104H186V105H184V104H182ZM131 104H134V102H133V103L131 102ZM139 104H140V103H139ZM143 104H144V103H143ZM161 104L163 105V102H162ZM165 104H166V103H165ZM240 104H241V103H240ZM3 105H4V104H3ZM81 105H82V104H81ZM106 105H107V104H106ZM117 105H118V104H117ZM120 105H121V104H120ZM144 105H145V104H144ZM146 105H148L147 102H146ZM171 105H173V104H171ZM171 105H169V107H171ZM219 105H220V103H219ZM38 106H39V105H37V107H38ZM88 106H89V105H88ZM135 106H136V105H135ZM138 106H139V105H138ZM138 106H137V107H138ZM148 106H149V105H148ZM151 106H153V105L150 104L149 109H151ZM154 106H155V105H154ZM154 106H153V107H154ZM157 106H161V105H157ZM174 106H175V105H174ZM226 106H227V105H226ZM133 107H134V106H133ZM143 107H144V106H143ZM176 107H177V106H176ZM242 107H243V106H242ZM8 108H9V107H8ZM128 108H129V107H128ZM128 108H127V109H128ZM179 108L181 109V107H178V109H179ZM189 108H190V107H189ZM220 108H221V107H220ZM137 109H138V108H137ZM141 109H142V107H141ZM141 109H140V112H141ZM145 109L147 110L148 107L145 108ZM149 109H148L147 111L145 110L144 112H148ZM167 109H168V107H167ZM167 109H166V110H167ZM0 110H1V109H0ZM10 110H11V109H10ZM123 110H125V109L123 108ZM134 110H136V109H134ZM142 110H144V108H143ZM170 110H171L170 112H172V109H170ZM181 110H182V113H183V114H181V112H180V114H181V115H184V116H185L184 118H186V116H188V114H187V112H186V109H185V114H187V115L184 114V109H181ZM8 111H9V110H8ZM127 111H128V110H127ZM129 111H131V110H129ZM163 111H165V109H164ZM163 111H162V112H163ZM167 111H168V110H167ZM187 111H188V109H187ZM189 111H190V109H189ZM0 112H1V111H0ZM124 112H125V111H124ZM135 112H136V111H135ZM135 112H134V113H135ZM140 112H139V113H140ZM165 112H166V111H165ZM2 113H3V112H2ZM6 113H7V112H6ZM113 113H114V112H113ZM134 113H133V115H134ZM253 113H254L256 116H255ZM9 114H10V113H9ZM115 114H116V113H115ZM130 114H131V113H130ZM130 114H128V115H130ZM140 114H141V113H140ZM140 114H139V115H140ZM142 114H143V111H142ZM154 114H155V112H154ZM154 114H153V112H152V116H153ZM164 114H165V113H164ZM167 114H169V113H167ZM189 114H190V113H189ZM191 114H192V113H191ZM5 115H6V114H5ZM5 115H4V117H5ZM136 115H137V113L135 114V117H136ZM145 115H146V114L141 115V116H139V117H143V116H145ZM147 115H148V114H147ZM159 115H161V117H162L163 114H159ZM236 115H237V114H236ZM253 115H254V116H253ZM113 116H114V115H113ZM115 116H119V115L116 114ZM155 116H156V115H155ZM157 116H158V115H157ZM168 116H169V115H168ZM168 116H167V118L164 117V118H166V119H164V118L162 117V118L164 119V121L167 122V119L170 120V116H169V117H168ZM190 116H191V115H190ZM190 116H189V117H190ZM238 116H239V115H238ZM40 117H41V116H40ZM135 117H134V118H135ZM137 117H138V116H137ZM145 117H146V116H145ZM171 117H172V116H171ZM175 117H176V116H175ZM177 117H178V116H177ZM180 117H181V118H180ZM180 117H179L180 120L182 119L180 123H182V121L184 120V118H182V116H180ZM239 117H240V116H239ZM244 117H243V118H244ZM8 118H9V117H8ZM10 118H11V115H10ZM42 118H43V116H42ZM47 118H49V117H47ZM104 118H105V117H104ZM123 118H124V117H123ZM132 118H133V117H132ZM143 118H144V117H143ZM150 118H151V116H150ZM162 118H161V119H162ZM172 118H173V117H172ZM179 118L177 119L178 121H179ZM237 118H238V117H237ZM260 118H259V119H260ZM127 119H128V118H126V120H127ZM130 119H131V118H130ZM140 119H142V118H140ZM159 119H160V117H159ZM159 119H158V121H159ZM163 119H162V121H163ZM191 119H192V118H191ZM246 119H244V120H245V124H246V121H247ZM3 120H4V119H3ZM10 120H11V119H10ZM10 120H8V121H10ZM12 120H13V119H12ZM43 120H44V118H43ZM112 120H113V119H112ZM118 120L121 121V119H118ZM138 120H139V118H138ZM177 120H176V123L178 122ZM241 120H243V119L241 118ZM244 120H243V121H244ZM8 121H7V122H8ZM41 121H42V120L40 119V122H41ZM98 121H99V120H98ZM102 121H103V120H102ZM115 121H116V120H115ZM115 121H114V122H115ZM132 121H135V120L133 119ZM132 121H130V122H131L130 125H128V124L126 125L127 128H128V126H131V125L133 124ZM136 121H137V119H136ZM141 121H144V120H141ZM141 121H140V122L137 121V122L140 123V125H141ZM149 121H150V120H149ZM155 121H156V119H155ZM158 121H157V122H158ZM162 121L160 120V124H161ZM184 121H186V120H184ZM254 121H255V120H254ZM254 121H253V123H254ZM0 122H1V121H0ZM3 122H4V121H3ZM11 122H12V121H11ZM53 122H54V121H53ZM53 122H51V123H53ZM55 122H56V121H55ZM103 122H105V121H103ZM106 122H107V121H106ZM151 122H152V121H151ZM166 122H162L163 125H160V126L163 127V129L161 128V129H162V131H161L162 133L160 132V133L163 134V135H164V133H163L164 130H165L166 132H170V131L173 129V128L170 129V128H171L170 126L168 127V125L171 124V123L168 124V122H171V120L168 121L167 123H166ZM190 122H191V121H190ZM190 122H189V123H190ZM192 122H194V120H193ZM239 122H242V121H240V118H239ZM247 122H248V121H247ZM263 122H264V120H263ZM8 123H9V122H8ZM22 123H23V122H22ZM98 123H99V122H98ZM107 123H108V122H107ZM107 123H106V124L104 123V125L107 126V127H109V126L112 125L113 121L109 123V124H111V125H109V126L107 125ZM116 123H118V122H116ZM125 123H127V122L125 121ZM128 123H129V122H128ZM158 123H159V122H158ZM176 123H175V124H176ZM178 123H179V122H178ZM178 123H177V124H178ZM180 123H179V124H180ZM229 123H230V122H229ZM242 123H243V122H242ZM248 123H249V122H248ZM253 123H252V125H253ZM2 124H3V123H2ZM6 124H7V123H6ZM44 124H45V123H43V125H44ZM48 124H50V121H49ZM55 124H56V123H55ZM55 124H52V125L54 126ZM60 124H61V123H60ZM60 124H59V125H60ZM134 124H135V122H134ZM143 124H144V122H143ZM145 124H146V122H145ZM145 124H144V125H145ZM151 124H152V123H151ZM156 124H157V123H156ZM166 124H168V125H166ZM226 124H227V123H226ZM9 125H11V123H10ZM40 125H41V124H40ZM45 125H46V124H45ZM99 125H100V124H99ZM104 125H103V127H104ZM115 125H116V124H115ZM117 125H118V124H117ZM120 125H121V124H120ZM123 125H124V124H123ZM144 125H142V126H144ZM154 125H155V124H154ZM180 125H181V124H180ZM180 125H178V128L175 127V128H177V131L174 130L175 128L173 129V130L175 131V132L173 133V134H174V135H173L174 138H175L176 135H177L178 137H180V135H179V134H180V133H179V131H180L179 126H180ZM182 125H183V126L181 127V130H183V127H184V124H182ZM187 125H188V124H187ZM227 125H228V124H227ZM241 125H242V124H241ZM243 125H244V124H243ZM243 125H242V126H243ZM252 125H251V126H252ZM263 125H264V124H263ZM0 126H1V124H0ZM142 126H141V128H142ZM160 126H159V127H160ZM173 126H174V125H173ZM189 126H190V125H189ZM192 126H194V125H192ZM246 126H247V125H246ZM51 127H52V126H51ZM51 127H50V128H51ZM54 127H55V126H54ZM57 127L59 128L58 124H57ZM61 127H62V126H61ZM100 127H102V126H100ZM107 127H106V128L104 127V128L107 130ZM111 127H114V126L112 125ZM116 127H117V126H115V128H116ZM126 127H125V128H126ZM151 127H152V126H151ZM196 127H197V126H196ZM0 128H2V127H0ZM55 128H56V127H55ZM96 128H97V127H96ZM104 128L102 129V131L104 130ZM121 128H122V127H121ZM127 128H126V129H127ZM139 128H140V126H139ZM144 128L146 129V127H144ZM156 128H157V127H156ZM156 128H155V129H156ZM191 128H192V127H191ZM193 128H194V127H193ZM193 128H192V129H193ZM8 129H10V128H8ZM15 129H16V128H15ZM53 129H54V128H53ZM62 129H63V128H62ZM62 129H60L61 132H63ZM99 129H100V128H99ZM99 129H98V130H99ZM108 129L110 130V128H108ZM118 129H120V126H119ZM118 129H116V130H118ZM145 129H144V131H145ZM157 129H158V128H157ZM2 130H5V129L2 128ZM2 130H1V131H2ZM54 130H55V129H54ZM54 130H51V131L54 132ZM56 130H57V129H56ZM109 130H108V131H109ZM116 130L113 129V132H115ZM120 130H121V129H120ZM128 130H129V129H128ZM147 130H149V129H147ZM153 130H154V128H153ZM184 130H186V128H185ZM184 130H183V131H184ZM241 130H242V129H241ZM7 131H8V130H7ZM10 131H11V130H10ZM58 131H59V130H58ZM70 131H71V130H70ZM108 131H107V133H104V131H103V132L100 131V132H101V133H104V134H106V135L111 134V132H108ZM110 131H111V130H110ZM122 131H124L123 128H122ZM129 131H130V130H129ZM129 131H128V132H129ZM150 131H152V128L150 129ZM156 131H157V130H156ZM183 131H182V132H183ZM187 131H189V128L187 129ZM187 131H184V132H187ZM194 131H195V130H194ZM11 132H12V131H11ZM71 132H72V131H71ZM71 132H70V133H71ZM105 132H106V131H105ZM125 132H126V131H125ZM125 132H124V133H125ZM139 132H140V131H139ZM152 132H153V131H152ZM152 132H150V133H152ZM158 132H159V130L157 131V133H158ZM166 132H165V134H166V136H167V133H166ZM180 132H181V131H180ZM182 132H181V134H183ZM190 132H191V131H190ZM190 132H189V133H190ZM9 133H10V132H9ZM12 133H13V132H12ZM41 133H42V132H41ZM117 133H118V132H117ZM130 133H131V132H130ZM130 133H129V134H130ZM137 133H138V132H137ZM150 133H148V134L150 135ZM154 133H155V132H154ZM154 133H152L151 135H154ZM170 133H171V132H170ZM187 133H188V132H187ZM7 134H8V133H7ZM58 134H59V133H58ZM104 134H103V135H104ZM119 134H121V133H118V135H119ZM161 134H159V136H160ZM168 134H169V133H168ZM192 134H193V133H192ZM50 135H51V134H50ZM52 135H53V133H52ZM59 135H60V134H59ZM68 135H69V134H68ZM103 135H102V136H103ZM106 135H105V136H106ZM125 135H127V134H125ZM255 135H256V134H255ZM111 136H112V134L109 135V137H111ZM139 136H140V134H139ZM159 136H158V137H159ZM173 136H172V137H173ZM186 136H187V135H186ZM1 137H2V136H1ZM1 137H0V138H1ZM54 137H56V134H54ZM63 137H64V136H63ZM77 137H78V136H77ZM93 137H94V136H93ZM103 137H104V136H103ZM117 137H119V136H117ZM124 137H125V136H124ZM127 137H128V136H127ZM127 137H126V138H127ZM135 137H136V136H135ZM156 137H157V136H156ZM156 137H155V139H156ZM56 138H57V137H56ZM72 138H74V137H72ZM105 138H106V137H105ZM129 138H132V137L130 136ZM129 138H128V140H129ZM137 138H138V135H137ZM144 138H146L145 135H144ZM162 138H163V137L160 136V138H157L156 140L161 139V141H162ZM180 138H183V137H180ZM187 138H188V137H187ZM9 139H10V138H9ZM53 139H54V138H53ZM58 139H59V138H58ZM93 139L96 140V143H97V140H98V143L96 144V145H98V146H99V143L101 144V142H102V140H100V139H95V138H93ZM93 139H92V140H93ZM102 139H103V138H102ZM108 139H109V138H108ZM110 139H111V138H110ZM133 139H135V138H133ZM184 139H185V138H184ZM191 139H192V138H191ZM10 140L12 141V139H10ZM54 140H55V139H54ZM54 140H53V141H54ZM56 140H57V139H56ZM99 140H100L101 142H99ZM104 140H106V139H104ZM115 140H116V139H114V143H115ZM177 140H179V139H177ZM8 141H9V140H8ZM133 141H134V140H133ZM158 141L161 142L160 140H158ZM164 141H166V139H165ZM164 141H162V143H163ZM168 141H169V140H167V142H168ZM182 141H183V139H182ZM187 141H189V140L187 139ZM193 141H194V140H193ZM193 141H192V142H193ZM9 142H10V141H9ZM33 142H34V141H33ZM37 142H38V141H37ZM105 142H106V141H105ZM105 142L103 141L102 143L104 144ZM136 142L138 143L139 141H136ZM169 142H171V141H169ZM247 142H248V141H247ZM106 143H107V142H106ZM111 143H112V142H111ZM137 143H136V144H137ZM141 143H142V142H140V145H141ZM171 143H172V142H171ZM186 143H187V142H186ZM94 144H95V143H94ZM108 144H109V143H108ZM108 144H107V146H108ZM116 144H117V143H116ZM128 144H131V145H132L133 142H131V143H127V145H128ZM166 144H168V143H166ZM215 144H216V143H215ZM246 144H247V143H246ZM104 145H106V144H104ZM109 145H110V144H109ZM114 145H115V144H114ZM125 145H126V144H125ZM133 145H134V144H133ZM138 145H139V143H138ZM161 145H162V144H161ZM164 145H165V143H164ZM168 145H169V144H168ZM238 145H239V144H238ZM255 145H256V144H255ZM37 146H38V145H37ZM165 146H167V145H165ZM173 146H174V145H173ZM219 146H220V145H219ZM225 146H226V145H225ZM227 146H229V145H227ZM227 146H226V147H227ZM239 146H240V145H239ZM259 146H260V145H259ZM38 147H39V146H38ZM89 147H90V146H89ZM104 147H105V146H104ZM123 147H124V145H123ZM136 147H137V146H136ZM139 147H140V146H139ZM145 147H146V146H145ZM226 147H225V148H226ZM236 147H237V146H236ZM246 147H248V144L246 145ZM246 147L244 146L243 150H242V147H241L240 149L237 148V149H238V152H237V153H236V151L233 152L234 150H233V151L231 150L232 152L229 151L230 153L227 152V153H228V156H229V154H230V156H231L233 159L230 161V164H229L226 168H224L222 171H220V173H224V174H220V175L223 176V175H225V174L227 173L226 175H227V176L230 175V176H231L230 178H233V179H234L235 177H236V178H237V177H239V178L241 177V179L244 180V181H242V180L240 179L241 183L243 184V185H241V187L244 188V186H245V188L248 189V192H249V190H250V192H252V193L255 192V196H260V197H259V200H257V198H256L255 200L252 198L251 201H250V202H252V203H250V204L248 203V204H249V205H248V204H247V201H245L246 199H248V198H246V197H247V196H246V195H247L246 192H245V196L242 195L243 192H240V191H245V190H242L243 188L236 187V189H238V190L241 189V190H239V191H238V190H234L235 192L237 191V192H240V193H241V196H238L239 199H237V200H239V201L242 202V201L245 199V200L243 201V202L246 204L245 207H244L243 203H241V202L238 203V201L235 200L236 198H238V197H236V196H237V195H240V193H239V194H238V193H235L236 196L232 194L233 196H235V198L233 199L232 197H230L229 200H232V199H233V202H232V201H231V202L234 203V204H231V202L229 201L228 204L230 203V206L226 205V207L228 208V209H226V210H228V212H230V210H229L230 208H232V210L238 208V209H239L238 212L241 211L240 209L242 208V211H241V213H240V212L238 213V216H239V214H242V212H243V213L245 212L246 215H247V217H248V216H251V215H253V214H256V215L258 214V216H257L258 218H256V216H251L254 220L257 219L255 222H254V220H253L251 217H248V218H250V220L252 219V223H251V224H250L251 221H250V222H246V221L248 220V218L245 220V218H244V216H243V215H245V213H244V214H242V217L244 218L243 220H245V222L242 221V217H240L241 220H236V221H238V223H239V224H238V223L236 222V223L239 225V227H236V226H237L236 223H235L236 225L234 224L235 227H234L233 225H231V226H229V228H228V225H226V226H227V232H228V234L232 236V237H229V238L227 237L226 239H227V240H228V239H230V240H231V239H232V240L234 239L235 241H237V243H239V244H243L245 247H247V248H249L250 250H252V252H253L254 255H255V254H258V252H260V251H262V252L264 251V241H261V240H260V237H261V236H262L261 239L264 240V238H263V235H264V194H263V195L258 194V193L260 192L259 190H263V191H261V192L264 193V189H263L264 185H261V180H262V179H263V182H264V151H260V152L258 151L259 153H257V154H249L250 156H248L247 154H248V152L250 153V151L252 150L251 148H252L253 146L251 145V148L249 147V149H251V150H247ZM256 147H258V146H256ZM261 147H262V146H261ZM39 148H40V147H39ZM39 148H38V149H39ZM53 148H54V147H53ZM56 148H57V147H56ZM93 148H94V147H93ZM166 148H167V147H166ZM191 148H192V147H191ZM231 148H232V147H231ZM233 148H234V147H233ZM253 148H254V147H253ZM46 149H47V148H46ZM57 149H58V148H57ZM117 149H118V147H117ZM139 149H140V148H139ZM221 149H223V148H221ZM88 150H89V149H88ZM90 150H92V153H93V149L90 148ZM94 150H96V149H94ZM126 150H127V149H126ZM143 150H144V149H143ZM145 150H146V149H145ZM204 150H205V149H204ZM218 150H220V149H218ZM218 150H217V151H218ZM223 150H225V149H223ZM235 150H236V149H235ZM256 150H257V149H256ZM34 151H35V150H34ZM36 151H37V153H38L39 150H36ZM86 151H87V150H86ZM99 151H101V149H100ZM117 151H118V150H117ZM130 151H131V150H130ZM130 151H129V152H130ZM133 151H134V149H133ZM140 151H141V150H140ZM209 151H210V150H209ZM209 151H208V152H209ZM39 152H40V151H39ZM57 152H58V151H57ZM89 152H90V151H89ZM95 152H98V151L96 150ZM120 152H121V151H120ZM127 152H128V151H127ZM131 152H132V151H131ZM116 153H117V152H116ZM233 153H235V155H234ZM246 153H247V154H246ZM35 154H36V153H35ZM38 154H39V153H38ZM129 154H130V153H129ZM132 154H133V153H132ZM137 154H138V153H137ZM200 154H201V153H200ZM208 154H210V153H208ZM236 154H238V156H237ZM59 155H60V154H59ZM81 155H82V154H81ZM92 155H93V154H92ZM92 155H91V156L89 155V158H90V159L92 158V160H93V159L95 160V158H93ZM103 155H104V154H103ZM120 155H121V153H120ZM205 155H206V154H205ZM226 155H227V154H226ZM93 156H94V155H93ZM98 156H100V157H101V160H103V157H104V156L102 157V155H99V154H98ZM124 156H125V154H124ZM134 156H135V154H134ZM162 156H163V155H162ZM166 156H167V155H166ZM208 156H209V155H208ZM213 156H214V155H213ZM95 157H97V156H95ZM113 157H115V156L113 155ZM116 157H117V156H116ZM127 157H130V158H131V156H129V155H128ZM154 157H155V156H154ZM201 157H202V156H201ZM204 157H205V156H204ZM225 157H226V156H225ZM238 157H239V158H238ZM36 158H37V157H36ZM81 158L83 159L82 156H81ZM84 158H86V156H85ZM161 158H162V160H163V157H161ZM221 158H222V157H221ZM237 158H238V159H237ZM96 159H97V158H96ZM114 159H115V158H114ZM135 159H136V158H135ZM216 159H217V158H216ZM223 159H225V158H223ZM38 160H39V159H38ZM87 160H89V159H86V161H87ZM101 160L99 159V161H101ZM124 160H125V159H124ZM150 160L152 161V158H151ZM166 160H167V159H166ZM212 160H214V159H212ZM46 161H47V160H46ZM80 161H82V160H80ZM112 161H113V160H112ZM128 161H129V159H128ZM147 161H148V160H147ZM151 161H150V163H151ZM153 161H154V160H153ZM153 161H152V162H153ZM35 162H36V161H35ZM82 162H83V161H82ZM91 162H92V161H91ZM95 162H96V161H95ZM97 162H98V161H97ZM118 162H119V161H118ZM126 162H127V161H126ZM129 162H130V161H129ZM129 162H128V164H129ZM131 162H132V160H131ZM145 162H146V161H145ZM154 162H155V161H154ZM156 162H157V161H156ZM159 162H161V161H159ZM168 162H169V161H167V163H168ZM220 162H221V161H220ZM107 163H108V162H107ZM111 163H113V162H111ZM167 163H166V164H167ZM169 163H170V162H169ZM169 163H168V164H169ZM208 163H209V162H208ZM208 163H207V165H208ZM217 163H218V162H217ZM116 164L118 165V163H116ZM122 164H123V163H122ZM143 164H144V163H143ZM143 164H142V165H143ZM151 164H152V163H151ZM160 164H161V163H160ZM196 164H197V166H198V163H196ZM223 164H224V163H223ZM29 165H30V164H29ZM106 165H107V164H106ZM112 165H114V164H112ZM154 165H155V164H154ZM154 165H153V166H154ZM202 165H203V164H202ZM204 165H206V163H205ZM31 166H32V165H31ZM85 166H86V165H85ZM91 166H92V165H91ZM99 166H100V165H99ZM109 166H110V165H109ZM119 166H120V165H119ZM125 166H128V165L126 164ZM162 166H163V165H162ZM209 166H210V165H209ZM47 167H48V166H47ZM95 167H96V166H95ZM121 167H122V166H121ZM121 167H120V168H121ZM156 167H157V166L155 165V168H156ZM172 167H173V166H172ZM0 168H1V167H0ZM12 168H13V167H12ZM79 168H80V166H79ZM89 168H90V167H89ZM93 168H94V167H93ZM97 168H98V166H97ZM105 168H106V167H105ZM105 168H103V169H105ZM107 168H108V167H107ZM107 168H106V169H107ZM110 168H111V167H110ZM110 168H109V169H110ZM125 168H127V167H125ZM157 168H158V167H157ZM2 169H3V168H2ZM4 169H5V168H4ZM13 169H14V168H13ZM44 169H45V168H44ZM46 169H47V168H46ZM80 169H81V168H80ZM80 169H79V170H80ZM82 169H83V168H82ZM109 169H108V172L110 171ZM112 169H113V168H112ZM114 169H117V168L115 167V165H114ZM114 169H113V170H114ZM170 169H171V168H170ZM0 170H1V169H0ZM28 170H30V168H28ZM31 170H32V167H31ZM86 170L89 171L87 168H86ZM91 170H92V169H91ZM124 170H125V169H124ZM124 170H123V171H124ZM126 170H127V169H126ZM129 170H131L130 167H129ZM129 170H128V171H129ZM141 170H142V169H141ZM141 170H140V171H141ZM153 170H154V169H153ZM33 171L35 172V170H33ZM33 171H32V172H33ZM41 171H42V170H41ZM44 171H45V170H44ZM81 171H82V170H81ZM92 171H93V172H96V171H94V169H93ZM118 171H120V169H119ZM143 171H144V170H143ZM146 171H147V170H146ZM212 171H213V170H212ZM14 172H15V171H14ZM90 172H91V171H90ZM90 172H89V174H90ZM121 172H122V170H121ZM121 172H120V173H121ZM131 172H132V171H131ZM136 172H137V171H136ZM144 172H145V171H144ZM202 172H203V171H202ZM204 172H205V171H204ZM45 173H46V172H45ZM47 173H48V172H47ZM105 173H106V172H105ZM115 173H117V172H115ZM115 173H114V174H115ZM124 173L127 174L128 172H127V171H126V172L124 171ZM124 173H123V174H124ZM148 173H149V171H148ZM170 173H171V172H170ZM1 174H2V172H1ZM3 174H4V173H3ZM7 174H8V173H7ZM84 174H85V173H84ZM86 174H88V172H87ZM100 174H101V173H99V175H100ZM129 174H130V173H129ZM129 174H128V177H129ZM132 174H133V173H132ZM134 174H135V172H134ZM134 174H133V175H134ZM137 174H140V173H137ZM145 174H146V173H145ZM145 174H144V175H145ZM150 174H151V173H150ZM161 174H163V173H161ZM193 174H194V173H193ZM200 174H201V172H200ZM209 174H210V173H209ZM228 174H229V175H228ZM97 175H98V174H97ZM103 175H104V174H103ZM130 175H131V174H130ZM142 175H143V173H142ZM211 175H212V174H211ZM220 175H219V176H220ZM232 175H234V177H232ZM0 176H1V175H0ZM6 176H7V175H6ZM6 176H5V177H6ZM47 176H48V175H47ZM93 176H95L94 173H93ZM106 176H107V175H106ZM137 176H138V175H137ZM137 176H136V178H137ZM145 176H147V175H145ZM148 176H149V174H148ZM148 176H147V177H148ZM200 176H201V175H200ZM207 176H208V175H207ZM212 176H214V175H212ZM227 176H225V177H227ZM3 177H4V175H3ZM27 177H28V176H27ZM43 177H44V176H43ZM96 177H97V176H96ZM99 177H101V176H99ZM119 177H120V175H119ZM128 177L125 175V178H128ZM130 177L132 178V176H130ZM138 177H142V176H138ZM198 177H199V176H198ZM1 178H2V177H1ZM122 178H123V177H122ZM125 178H124V179H125ZM133 178H134V176H133ZM133 178H132V179H133ZM142 178H144V177H142ZM149 178H150V177H149ZM193 178H194V177H193ZM195 178H196V177H195ZM195 178H194V180H193V179H192V180L195 181V180L197 179V178H196V179H195ZM218 178H219V177H218ZM218 178H217V180H218ZM239 178H238V179H239ZM63 179H64V178H63ZM103 179H105V178H103ZM117 179H118V177H117ZM132 179L130 180V178H129L130 181H133V182H134V180H132ZM213 179H214V178H213ZM219 179H220V180H223V178H222V179L219 178ZM227 179H228V177H227ZM233 179H231V181H232ZM238 179H234V184H232V186H234V187L236 186V185H235V182L237 181V183H238ZM36 180H37V179H36ZM86 180H87V179H86ZM105 180H106V179H105ZM127 180H128V179H127ZM129 180L127 181V183L129 182ZM142 180H143V179H142ZM235 180H236V181H235ZM37 181H38V180H37ZM65 181H66V180L64 179L62 182H65ZM115 181H116V179H115ZM117 181H119V180H117ZM125 181H126V180H125ZM136 181H137V180H136ZM143 181H144V180H143ZM146 181H147V180H146ZM185 181H186V180H185ZM187 181H188V180H187ZM187 181H186V182H187ZM197 181L199 182V181H200V178H199V180H196L195 183H197ZM225 181H226V180L221 181V182H225ZM229 181H230V180H228V182H229ZM240 181H239V184H238V185H240ZM259 181H260V183H259ZM62 182H61V183H62ZM66 182H67V181H66ZM122 182H123V181H122ZM139 182H140V181H139ZM218 182H219V181H218ZM232 182H233V181H232ZM263 182H262V184H263ZM80 183H83V182H80ZM84 183H85V182H84ZM86 183H88V182H86ZM123 183H124V182H123ZM123 183H122V184H123ZM127 183H126V184H127ZM137 183H138V182H137ZM188 183H190V180H189ZM188 183H187V184H188ZM199 183H200V182H199ZM208 183H209V182H208ZM230 183H231V182H229V184H228L230 187L228 186L229 188H228V187H227V188H228L229 190L231 189V190L233 191V189H232L233 187L231 186ZM237 183H236V184H237ZM30 184H31V183H30ZM126 184L124 183V185H126ZM131 184H132V183H131ZM201 184H202V183H201ZM201 184H200V185H201ZM205 184H207V183L205 182L204 185H205ZM211 184H213V183H211ZM226 184H227V181H226ZM226 184H225V185H226ZM81 185H83V184H81ZM115 185H116V184H115ZM115 185H114V186H115ZM117 185H118V184H117ZM138 185H139V184H138ZM141 185H142V184H141ZM141 185H140V186H141ZM193 185H194V183H193ZM193 185H191V186H193ZM200 185H198L197 187H199ZM202 185H203V184H202ZM204 185H203V186H204ZM208 185H209V184H208ZM217 185H219V184H217ZM91 186H92V185H91ZM119 186H120V185H119ZM132 186H133V185H132ZM186 186L189 187L188 185H186ZM206 186H207V185H206ZM211 186H212V185H211ZM226 186H227V185H226ZM92 187H93V186H92ZM117 187H118V186H117ZM129 187H130V183H129ZM129 187H128V188H129ZM141 187H142V186H141ZM187 187H186V188H187ZM195 187H196V186H195ZM214 187H215V186H214ZM231 187H232V188H231ZM89 188H91V187H89ZM112 188H113V187H112ZM115 188H116V187H115ZM118 188H119V187H118ZM136 188H137V187H136ZM190 188H191V187H190ZM192 188H193V187H192ZM199 188H200V187H199ZM201 188H202V186H201ZM201 188H200V189H201ZM203 188H205V187H203ZM207 188H208V187H207ZM218 188H219V187H218ZM245 188H244V189H245ZM91 189H92V188H91ZM134 189H135V188H134ZM195 189H198V188H195ZM209 189H210V188H209ZM214 189H215V188H214ZM225 189H226V188H225ZM63 190H64V191H68V190H65V189H63ZM88 190H89V189H88ZM88 190H87V191H88ZM131 190H132V189H131ZM131 190H130V191H131ZM180 190H181V189H180ZM188 190H189V189H188ZM198 190H199V189H198ZM206 190H207V189H206ZM212 190H213V189H212ZM229 190L227 191L228 193H229ZM59 191H61V190H59ZM132 191H133V190H132ZM181 191H182V190H181ZM193 191H195V190H192V192H191V191H190V192L196 194L195 192H198V193H199L200 190H199V191L196 190L195 192H193ZM209 191H210V190H209ZM213 191H214V190H213ZM220 191H221V189H220ZM234 191H233V192H234ZM246 191H247V190H246ZM61 192H62V191H61ZM75 192H76V191H75ZM136 192H137V191H136ZM217 192H219V191H217ZM223 192H224V191H223ZM227 192H225V193H227ZM250 192H249V193H250ZM59 193H60V192H59ZM108 193H110V192H108ZM180 193H181V192H180ZM184 193H185V192H184ZM206 193H207V192H206ZM228 193H227V194H228ZM231 193H232V192H231ZM252 193H250V194H252ZM62 194H63V193H62ZM189 194H190V193H189ZM202 194H203V193H202ZM207 194H208V193H207ZM221 194H222V193H221ZM223 194H224V193H223ZM256 194H258V195H256ZM60 195H61V194H60ZM98 195H99V194H98ZM108 195H109V194H108ZM110 195H111V194H110ZM119 195H120V194H119ZM215 195H216V193H215ZM73 196H74V194H73ZM189 196H190V195H189ZM194 196H195V195H194ZM198 196H200V195H198ZM210 196H213V195H210ZM210 196H208V197L210 198ZM242 196L244 197V199H241ZM81 197H82V196H81ZM182 197H184V196H182ZM192 197H193V196H192ZM201 197H202V196H201ZM206 197H207V196H206ZM208 197H207V198H208ZM218 197H220V196H218ZM225 197H226V196H225ZM228 197H229V196H228ZM240 197H241V198H240ZM248 197H249V195H248ZM185 198H186V197H185ZM185 198H184V199H185ZM202 198H203V197H202ZM215 198H216V197H215ZM226 198H227V197H226ZM231 198H232V199H231ZM69 199H70V197H69ZM158 199H159V198H158ZM158 199H157V200H158ZM177 199H178V198H177ZM203 199H205V196H204ZM210 199H211V198H210ZM210 199H209V200H210ZM73 200H74V199H73ZM159 200H160V199H159ZM197 200H198V199H197ZM212 200H213V199H212ZM80 201H81V200H80ZM94 201H95V200H94ZM108 201H109V200H108ZM161 201H162V200H161ZM161 201H160V202H161ZM195 201H196V200H195ZM202 201H203V200H202ZM217 201H218V200H217ZM227 201H228V199H227ZM234 201H236V202H234ZM96 202H97V201H96ZM109 202H110V201H109ZM198 202H199V201H198ZM62 203H64V202H62ZM75 203H76V202H75ZM91 203H92V202H91ZM189 203H191V202L189 201ZM204 203H205V202H204ZM218 203H219V202H218ZM53 204H54V203H53ZM60 204H61V203H60ZM70 204H71V203H70ZM84 204H85V202H84ZM84 204H83V205H84ZM138 204H139V203H138ZM178 204L180 205V203H178ZM212 204H213V202H212ZM241 204H242L243 206H242ZM58 205H59V204H58ZM58 205H57V206H58ZM85 205H86V204H85ZM87 205H88V204H87ZM190 205H191V204H190ZM190 205H189V206H190ZM197 205H198V204H197ZM223 205H224V204H223ZM223 205H222V208H223ZM237 205H238L239 207H238ZM240 205H241V206H240ZM97 206H98V205H97ZM192 206H193V205H192ZM215 206H216V205H215ZM235 206H236V207H235ZM81 207H82V206H81ZM89 207H90V205H89ZM234 207H235V208H234ZM243 207H244V208H243ZM61 208H62V207H61ZM96 208H97V207H96ZM189 208H190V207H189ZM198 208H199V207H198ZM205 208H206V207H205ZM205 208H204V210H205ZM233 208H234V209H233ZM87 209H88V208H87ZM183 209H184V208H183ZM201 209H202V208H201ZM224 209H225V208H224ZM243 209H244V210H243ZM48 210H49V209H48ZM59 210H60V209H59ZM61 210H62V209H61ZM217 210H218V209H217ZM171 211H172V210H171ZM176 211H177V210H176ZM194 211H195V209H194ZM180 212H181V211H180ZM221 212H222V211H221ZM224 212H225V211H224ZM233 212H236V210L233 211ZM233 212H232V213H233ZM251 212H252V214H251ZM58 213H60V212H58ZM168 213H169V211H168ZM226 213H227V211H226ZM48 214H49V213H48ZM110 214H111V213H110ZM163 214H164V213H163ZM169 214H170V213H169ZM52 215H53V214H52ZM211 215H212V214H211ZM222 215H223V213H222ZM235 215H237V214H235ZM174 216H175V215H174ZM206 216H207V215H206ZM214 216H215V215H214ZM228 216H229V215H228ZM240 216H241V215H240ZM193 217H194V216H193ZM204 217H205V215L203 216V218H204ZM212 217H213V216H212ZM245 217H246V216H245ZM254 217H255V218H254ZM191 218H192V216H191ZM194 218H195V217H194ZM213 218H214V217H213ZM146 219H147V218H146ZM207 219H208V218H207ZM211 219H212V218H211ZM237 219H238V218H237ZM166 220H167V219H166ZM190 220H191V219H190ZM199 220H200V219H199ZM201 220H202V219H201ZM205 220H206V219H205ZM208 220H209V219H208ZM208 220H207V221H208ZM215 220H216V219H215ZM217 220H218V219H217ZM40 221H41V220H40ZM211 221H212V220H211ZM231 221H232V220H231ZM248 221H249V220H248ZM165 222H166V221H165ZM188 222H189V221H188ZM209 222H210V220H209ZM209 222H208V223H209ZM161 223H163V222H161ZM191 223H192V222H191ZM206 223H207V222H206ZM210 223H211V222H210ZM213 223H215V222H213ZM224 223H225V222H224ZM233 223H234V222H233ZM252 224H253V225H252ZM137 225H138V224H136V226H137ZM159 225H160V224H159ZM176 225H177V224H176ZM210 225H212V227H216V225L213 226L214 224H210ZM220 225H221V224H220ZM60 226H61V225H60ZM134 226H135V225H134ZM138 226H139V225H138ZM170 226H171V225H170ZM174 226H175V225H174ZM218 226H219V225H218ZM245 226H246V227H245ZM208 227H209V226H208ZM210 227H211V226H210ZM212 227H211L210 229H212ZM70 228H71V227H70ZM134 228H135V227H134ZM218 228H219V227H218ZM220 228H221V227H220ZM214 229H215V228H214ZM60 230H61V229H60ZM112 230H114V229L112 228ZM216 230H218V229H216ZM222 230H223V229H222ZM222 230H221V231H222ZM225 230H226V228H225ZM225 230H224L223 232H225ZM122 231H123V230H122ZM148 231H149V230H148ZM153 231H154V230H153ZM212 231L214 232L213 229H212ZM219 231H220V230H219ZM62 232H63V231H62ZM213 232L211 233V234H212V237H213V234L215 233V232H214V233H213ZM217 232H218V231H217ZM223 232H222V233H223ZM167 233H168V232H167ZM167 233H166V235L169 236ZM172 233H173V232H172ZM209 233H210V232H209ZM64 234H65V233H64ZM160 234H161V233H160ZM179 234H180V233H179ZM228 234H227V235H228ZM161 235L163 236V234H161ZM171 235H172V234H171ZM174 235H175V234H174ZM214 235H216V233H215ZM175 236H176V235H175ZM143 237H144V236H143ZM160 237H161V236H160ZM170 238H171V237H170ZM172 238H173V237H172ZM174 238H175V237H174ZM178 238H179V237H178ZM224 238H225V237H224ZM175 239H176V238H175ZM211 239L213 240V238H211ZM226 239H224V240L222 239V241H224V243H225V240H226ZM240 239L243 240V241H242L243 243H240V242H241ZM177 240H178V239H177ZM177 240H176V241H177ZM218 240H220V239H218ZM218 240H217V241H218ZM230 240H229V242H230ZM179 241H180V240H179ZM214 241H215V240H214ZM220 241H221V240H220ZM222 241H221V243H222ZM235 241H234V242H235ZM239 241H240V242H239ZM260 241H261V242H260ZM189 242H190V241H189ZM205 242H206V241H205ZM205 242H204V243H205ZM227 242H228V241H227ZM149 244H150V243H149ZM183 244L186 245V243H183ZM205 244H207V243H205ZM227 244H228V243H227ZM235 244H236V243H235ZM239 244H236V245H238L237 247H235L234 244H232V245H233L234 248H237V249H238V247L240 246ZM137 245H138V244H137ZM209 245H210V244H209ZM223 245H224V244H223ZM225 245H226V244H225ZM232 245H230L231 248H232ZM243 245H241V247H242ZM133 246H134V245H133ZM186 246H187V245H186ZM216 246H218V245H216ZM221 246H222V245H221ZM138 247H139V246H138ZM138 247H137V249H138ZM143 247H145V246L143 245ZM194 247H195V246H193L191 249H193ZM222 247H223V246H222ZM146 248H147V247H146ZM151 248H152V246H151ZM153 248H154V247H153ZM205 248H206V247H205ZM208 248H209V247H208ZM228 248H230V247L228 246ZM228 248H226V249L228 250ZM132 249H133V247H132ZM132 249H130V250H132ZM194 249H195V248H194ZM232 249H233V248H232ZM138 250H139V249H138ZM138 250H137V251H138ZM148 250H149V249H148ZM148 250H147V251H148ZM202 250H203V249H202ZM209 250H210V249H209ZM243 250H244V249H243ZM247 250H248V249H247ZM247 250H246V251H247ZM144 251H145V250H143V252H144ZM152 251H154V249H153ZM110 252H114V251H110ZM133 252H134V249H133ZM140 252H141V250H140ZM176 252H177V251H176ZM213 252H214V251H213ZM230 252H231V251H230ZM241 252H242V251H241ZM252 252H250V253H252ZM127 253H128V252H127ZM138 253H139V252H138ZM151 253H152V252H151ZM206 253H207V252H206ZM228 253H229V252H228ZM233 253H238V252L236 251V252H233ZM248 253H249V252H248ZM130 254L132 255V252H131ZM130 254H127V256H129V257L131 258L134 254H133L132 256H131ZM135 254H136V253H135ZM139 254H140V253H139ZM145 254H146V253H145ZM145 254H144V256H145ZM153 254H154V253H153ZM222 254H223V253H222ZM222 254H221V255H222ZM224 254H225V252H224ZM231 254H232V252H231L230 254H228V255L231 257ZM246 254H247V253H246ZM96 255H97V254H96ZM124 255H125V253H124ZM232 255H233V254H232ZM247 255L250 256L251 254H247ZM127 256H126V257H127ZM141 256H142V255H141ZM159 256H162V254L159 255ZM194 256H195V255H194ZM229 256H227V257H229ZM142 257H143V256H142ZM142 257L140 258V256H139V259L142 260ZM146 257H147V256H145L143 259H145ZM175 257H176V256H175ZM230 257H229V258H230ZM100 258H101V257H100ZM133 258H135V256H134ZM133 258H132V259H133ZM158 258H159V257H158ZM165 258H166V257H165ZM166 259H167V258H166ZM177 259H178V257H177ZM177 259H176V260H177ZM118 260H119V263H120V264L123 263V262H122L123 260H122V261H121V259H118ZM124 260H125V259H124ZM148 260H149V258H148ZM148 260H147V261H148ZM167 260H168V259H167ZM176 260H175V261H176ZM213 260H215V259H213ZM222 260H223V259H222ZM99 261H100V260H98V262H99ZM125 261H127V260H125ZM125 261H124V262H125ZM145 261H146V260H145ZM149 261H152V259L149 260ZM158 261H160V258H159ZM162 261H163V260H162ZM243 261H244V260H243ZM243 261L241 260L242 264H243V263H244V264H254V263H250L249 261H245V262H243ZM259 261H261V262H259ZM96 262H97V261H96ZM98 262H97L96 264H98ZM100 262H101V261H100ZM100 262H99V264H101ZM140 262H144V260H143V261H139V263H140ZM168 262H169V261H168ZM168 262H167V264H168ZM170 262H171V261H170ZM235 262H236V261H235ZM241 262H240V263L237 262V263H238V264H241ZM258 262H259V263H258ZM258 262H256V263H257V264H264V258H261V260H258ZM125 263H126V262H125ZM144 263H145V262H144ZM126 264H127V263H126ZM136 264H138V263H136ZM140 264H141V263H140ZM147 264H148V262H147ZM149 264H150V263H149ZM151 264H152V263H151ZM156 264H157V263H156ZM162 264H163V262H162ZM198 264H199V263H198Z\"/></svg>",
    "mask_w": 264,
    "mask_h": 264
}]
</instances>
